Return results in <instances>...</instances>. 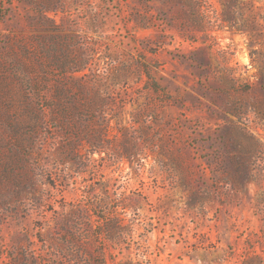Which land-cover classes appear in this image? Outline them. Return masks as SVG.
<instances>
[{
  "label": "rangeland",
  "instance_id": "1",
  "mask_svg": "<svg viewBox=\"0 0 264 264\" xmlns=\"http://www.w3.org/2000/svg\"><path fill=\"white\" fill-rule=\"evenodd\" d=\"M262 75L264 0H0V264H264Z\"/></svg>",
  "mask_w": 264,
  "mask_h": 264
},
{
  "label": "trees",
  "instance_id": "2",
  "mask_svg": "<svg viewBox=\"0 0 264 264\" xmlns=\"http://www.w3.org/2000/svg\"><path fill=\"white\" fill-rule=\"evenodd\" d=\"M223 22L228 23L233 28H237V26H236L237 23L234 19L233 11L231 9V6L228 4H225V12H224V17H223ZM261 83H262V87L264 88V75H262V77H261Z\"/></svg>",
  "mask_w": 264,
  "mask_h": 264
}]
</instances>
